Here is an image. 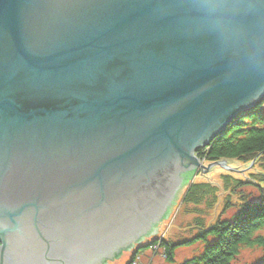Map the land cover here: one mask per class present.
Here are the masks:
<instances>
[{
  "label": "water",
  "instance_id": "1",
  "mask_svg": "<svg viewBox=\"0 0 264 264\" xmlns=\"http://www.w3.org/2000/svg\"><path fill=\"white\" fill-rule=\"evenodd\" d=\"M263 101L264 0H0V264L147 245Z\"/></svg>",
  "mask_w": 264,
  "mask_h": 264
},
{
  "label": "trees",
  "instance_id": "2",
  "mask_svg": "<svg viewBox=\"0 0 264 264\" xmlns=\"http://www.w3.org/2000/svg\"><path fill=\"white\" fill-rule=\"evenodd\" d=\"M200 156L209 163L229 160L251 164L255 161L253 170L248 171L241 178L229 173L222 175L224 192H230L231 188L242 190L248 186L264 189V101L255 109L238 116L205 149V152L200 153ZM255 170L257 173L253 172ZM219 190L218 187L206 181L193 183L187 188L181 213L183 216H192L189 213L195 209L190 206L193 204L198 207L196 208L197 216L195 215L197 219L193 218L195 225L188 231H183L184 224L178 226V222L174 221L173 236L165 238L162 244L160 243L166 252L168 264L176 262V252L180 248L195 244L203 245L202 252L181 264H234L243 249L264 251V202L251 203L249 195L241 192L243 203L236 216L232 219L222 218L234 208L229 197H226L222 215H217V218L213 219L211 211L220 201ZM203 203L205 207L199 208ZM191 220L185 223L186 226ZM193 230L197 232L194 233ZM184 232H187L186 235ZM178 236H182L183 239L176 241ZM136 257L134 255L131 259L134 260ZM253 264H264V261Z\"/></svg>",
  "mask_w": 264,
  "mask_h": 264
},
{
  "label": "rangeland",
  "instance_id": "3",
  "mask_svg": "<svg viewBox=\"0 0 264 264\" xmlns=\"http://www.w3.org/2000/svg\"><path fill=\"white\" fill-rule=\"evenodd\" d=\"M244 114V113H243ZM242 115V114H241ZM240 116V115H239ZM205 152V148H200L196 151V155L199 158L201 164L205 167H208V165L212 164L207 162L204 158H200V153ZM224 161V160H223ZM222 162V161H220ZM225 162L227 163L226 166L229 169H225V167H221V166H215L213 168H211V170L209 172H205L203 168L199 167L197 168V170L195 171V173L193 174L188 186L186 187L180 201L178 202L173 214L171 215L167 225L165 226V228L163 229V231L161 232V234L159 235L158 238L154 239L153 241H151L150 243H148L147 245L138 247L134 250H132L131 252H129L124 258L120 259L119 261L115 262L114 264H133L132 261H130V254H133L136 252V254H138L140 257L138 258V260L141 262V264H168L166 262V252L164 250V248L161 246L163 240L165 238H169L173 236V232H175V224L174 221L178 222V226L184 224L183 226V231H188L189 228L192 229L193 226L195 225V222H193V218H196L195 215L197 216V209L198 207H195L193 204H191L190 206H192V208H195L194 210H192L191 214L192 216H183L182 215V211H183V197L185 196V192L187 190V188L196 182H210L211 184H213L214 187H218L219 190V202L217 204V206H215V209L213 211H211L212 217H214L213 219H216L217 215H222V209L223 206L226 202V197H229V200L234 204V208L231 209L230 211H228L226 213V215L222 216V218L224 219H232L233 216H236L237 213L240 210V206L243 203L242 199H241V192H245L249 195V200L251 203L254 202H264V189H260L257 188L255 186H248L242 190L239 189H234L230 190V192H224L223 191V187H225L224 182L221 180L222 175H224L225 173H229L230 175H234L235 177H239L241 178L242 175H244L245 173H248V171H252L255 161H253L251 164H245L243 162L239 163L238 161H227L225 160ZM254 173H257V170L253 171ZM248 176V175H247ZM231 187V186H230ZM226 199V200H225ZM205 207V204H201L199 208ZM201 217H204L202 214H200ZM206 217V216H205ZM192 218V220H191ZM191 220L187 226H186V222ZM197 221V220H196ZM213 221V220H212ZM182 228V227H181ZM179 229V228H177ZM194 233L197 232V230H193ZM187 232H184V234L186 235ZM182 236H178L175 240H180L183 239ZM186 237H184L185 239ZM159 242V244H155ZM161 243V244H160ZM145 250V251H143ZM203 250V245L201 244H195L189 247H182L180 248L177 252H176V262L174 264H181L182 262H184L185 260H188L190 258H193L194 256L200 254ZM133 252V253H132ZM259 261H264V251L260 250V249H243L241 250V253L239 255V257L237 258V260L235 261L234 264H253L255 262H259ZM139 264V263H138Z\"/></svg>",
  "mask_w": 264,
  "mask_h": 264
},
{
  "label": "bare ground",
  "instance_id": "4",
  "mask_svg": "<svg viewBox=\"0 0 264 264\" xmlns=\"http://www.w3.org/2000/svg\"><path fill=\"white\" fill-rule=\"evenodd\" d=\"M206 149V148H205ZM133 253V252H132ZM134 254V253H133ZM134 255L135 256H137L134 260L133 259H131L132 257H134ZM134 255H132V254H130V261H132V263L133 264H141V262L138 260V258L140 257L139 255H136V254H134Z\"/></svg>",
  "mask_w": 264,
  "mask_h": 264
}]
</instances>
